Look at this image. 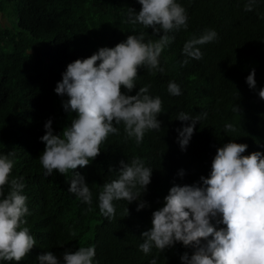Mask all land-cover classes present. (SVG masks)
I'll use <instances>...</instances> for the list:
<instances>
[{
    "label": "trees",
    "instance_id": "1",
    "mask_svg": "<svg viewBox=\"0 0 264 264\" xmlns=\"http://www.w3.org/2000/svg\"><path fill=\"white\" fill-rule=\"evenodd\" d=\"M176 2L186 9L188 27L168 33L174 39L159 57L164 71L141 67L136 87L130 93L123 89L136 95L148 86V95L161 98V128L148 130L137 144L135 138H126L121 123L119 134L108 136L89 166L67 176L56 171L46 176L39 160L46 147L41 140L45 124L51 120L54 134H61L76 115L63 107L68 97L55 92L67 65L102 47H115L129 35L143 32L145 42L159 36L152 28L127 22L130 9L141 10L139 0H0V155L15 153L9 180L23 178L30 213L23 227L36 240L21 261L0 264H40L38 257L48 251L63 264L65 252L88 246L96 249L93 264H151L153 259L157 264H183L181 257L195 250L181 242L163 252L155 247L149 254L140 250L142 233L151 229L153 212L164 205L171 187L202 185L217 150L228 142L247 144L243 155L264 153V99L259 96L264 89V0H256L252 11H245L249 0ZM211 30L217 38L198 45L201 60L184 55L187 41ZM253 69L255 89L246 82ZM170 82L179 85L181 95L169 93ZM237 105L239 111H233ZM181 112L202 117L186 150L178 143L177 130L191 121L177 119ZM227 124L236 131H226ZM136 157L153 169L151 183L145 192L140 189L137 201H114V218H105L99 210L103 184L118 178L121 161ZM76 173L85 177L93 193L91 205L68 191ZM9 191L5 186V196ZM140 202L147 206L137 211Z\"/></svg>",
    "mask_w": 264,
    "mask_h": 264
},
{
    "label": "clouds",
    "instance_id": "2",
    "mask_svg": "<svg viewBox=\"0 0 264 264\" xmlns=\"http://www.w3.org/2000/svg\"><path fill=\"white\" fill-rule=\"evenodd\" d=\"M256 0H249L245 11H252ZM142 5L137 13L128 12L127 22L152 28L159 39L145 42L144 33L129 35L115 47H102L88 58L77 59L67 65L62 81L55 92L67 96L63 107L75 113L71 125L61 134H54L52 121L45 124L46 134L41 138L46 147L39 160L45 175L56 171L67 176L70 170L87 167L100 154L101 145L110 134H119L117 127L124 125L126 138H135L140 144L148 130H159L162 100L148 95V86L139 88L136 95H128L135 87L138 70L147 67L159 69V57L174 37L168 33L183 27L187 29L186 9L176 0H139ZM161 31L163 35H160ZM215 30L206 31L199 38L187 41L185 56L201 60L203 53L198 45L214 41ZM187 64L188 60H184ZM249 87L255 89V69L247 77ZM168 91L181 95V89L170 82ZM264 99V89L259 91ZM233 111H239L238 105ZM207 114L205 113L204 116ZM180 121H191L178 129V143L186 150L202 117H192L181 112ZM226 131L235 132L233 124ZM247 144L234 141L217 150L208 177H201L202 185H174L164 198V205L153 212L152 227L142 233L144 242L140 250L149 254L153 247L163 252L181 242L195 251L186 253L183 264H264V153L254 151L243 155ZM14 152L0 155V261H21L36 245L24 219L29 215L28 197L23 194V178L9 180L15 165ZM117 179L104 183L99 193V210L108 219L114 218V201H137L151 183L153 169L146 167L136 157L129 163L121 161ZM181 176L184 172L181 171ZM5 186L10 191L5 196ZM68 191L91 205L93 193L84 176L76 173ZM140 202L137 211L146 207ZM91 210V209H89ZM126 216L129 214L125 209ZM223 225L217 228L213 224ZM95 246L79 247L75 252L63 254V264H93ZM40 264H61L51 251L38 257ZM151 264H157L153 259Z\"/></svg>",
    "mask_w": 264,
    "mask_h": 264
},
{
    "label": "rangeland",
    "instance_id": "3",
    "mask_svg": "<svg viewBox=\"0 0 264 264\" xmlns=\"http://www.w3.org/2000/svg\"><path fill=\"white\" fill-rule=\"evenodd\" d=\"M1 20V19H0Z\"/></svg>",
    "mask_w": 264,
    "mask_h": 264
}]
</instances>
